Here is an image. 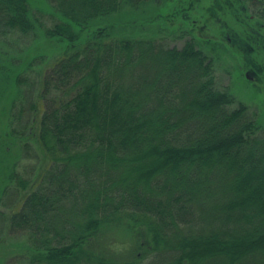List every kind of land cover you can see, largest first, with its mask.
Segmentation results:
<instances>
[{"label": "trees", "instance_id": "trees-1", "mask_svg": "<svg viewBox=\"0 0 264 264\" xmlns=\"http://www.w3.org/2000/svg\"><path fill=\"white\" fill-rule=\"evenodd\" d=\"M149 1L41 0L40 11L51 5L47 26L33 0H0V42L39 29L65 44L25 99L30 79L12 62L22 57L0 59V122L10 109L6 130L0 123V193L15 195L8 225L27 236L31 264H140L96 251L98 235L118 227L154 253L145 264H264V127L246 104L229 107L236 100L217 88L212 54L198 48L187 14L181 48L102 24ZM210 1L235 18L229 43L260 72L264 0ZM167 8L129 21L131 31L158 24ZM9 139L23 149L33 140L48 159L42 171H16ZM3 176L13 187L2 188Z\"/></svg>", "mask_w": 264, "mask_h": 264}, {"label": "rangeland", "instance_id": "rangeland-1", "mask_svg": "<svg viewBox=\"0 0 264 264\" xmlns=\"http://www.w3.org/2000/svg\"><path fill=\"white\" fill-rule=\"evenodd\" d=\"M33 2L32 9L35 15L43 19L47 26H50L53 21L52 16H49L51 11L50 3L48 2V4L45 5L48 7L46 8L47 10L42 12L40 11V7L44 6V4H42L41 0H33ZM195 2H197V0H151L147 4H141L139 7L134 8L127 4L122 9L125 13L122 15L121 13H114L107 17V19H104L102 24L104 26H109L111 23L115 24L113 26L115 33L122 36H159L167 46H177L181 48L184 44V38L179 37V31H183L187 23L186 28H189L188 30L192 29L190 35L196 38L198 48H202L206 52L212 54L217 88L227 89L234 96L236 102L229 107L235 108L239 102L246 104L251 113L252 111L255 113L254 116L257 117L260 125L264 127V50H258V48L254 50L253 58L258 61L256 64L260 65L258 66L260 72L258 71L257 73L256 70L253 72L252 67L248 66V61L244 58L243 52L234 44L229 43L230 39L236 37L234 29L238 31L234 28L238 25L235 18L228 17L226 21L224 14L218 10V7L215 6L217 3L214 1L201 0L200 5H196ZM165 5H168V8L165 12V18L164 16L162 17L164 21L159 19L158 24L152 26L145 25L144 31L141 29L131 31L130 26L132 24H130L129 21L134 20V23H137L138 20L149 21L154 17V14L159 13L158 11L163 9ZM184 7L190 11L186 10L188 13L183 12V10H185ZM184 14H187L188 21L186 23H184L182 19ZM210 14L211 18H208ZM161 21L164 23L161 24ZM227 22L228 24L230 23L231 27L228 26ZM90 25H92V28L87 31L88 33L96 30V20H93ZM10 36L11 35H9V37ZM11 39V46L0 42V59L9 60L15 56L22 57V63L12 62L16 63L18 67L13 68V70L17 68L16 73H20L22 78L24 75H27L30 79L28 84L21 85V88L26 91L23 96V99H25L26 94L30 92L31 78H41L44 68L50 65L65 51V44L44 39L42 30L39 29L28 37L22 36L20 32H15L14 37ZM204 41L207 43L201 44ZM261 47L264 48V45L262 44ZM247 72H250L255 79L258 77V80L255 82L248 81L246 78ZM38 86L39 85L34 83V88H38ZM31 97L26 100L27 102L25 105L23 103L24 106L29 107L31 102L29 100ZM36 97L37 95L35 98ZM21 100L22 98L18 102L20 103ZM20 106L19 104H17L16 107L13 106L12 112H14V108L17 111ZM6 111L7 114L5 118H1L2 121L0 122L3 130H6V127H8L10 109ZM30 112V114L25 115L23 120H25V118L28 120L31 115L33 117L35 111L31 109ZM2 136H0L2 139L6 137ZM29 145V147L23 149L20 144L18 146L10 139L7 143H4V148L11 151L13 154L12 164L19 173L29 170L39 173L48 162V159L45 160L40 148L33 140ZM9 169H12V167H9ZM29 173L26 175L29 176ZM2 180L4 182L2 188L7 184L8 186L5 188L13 187L12 184L8 183L5 176L2 177ZM10 191H12L11 188L2 196V192L0 193V264H31L32 252L28 251L26 247V242L28 241L27 236L10 233L11 231L7 219L11 213L13 201L15 199V195L10 193ZM25 192L26 191H21L20 195L23 196ZM121 228L122 227L114 229L109 228L100 233L97 237L98 239L96 238V243L99 244V246L96 247V251L102 253L109 259L121 263L126 261H138L140 264H145L154 253H144L143 249L140 251L138 239H136L135 236L132 237L131 233L125 230L122 231Z\"/></svg>", "mask_w": 264, "mask_h": 264}, {"label": "water", "instance_id": "water-1", "mask_svg": "<svg viewBox=\"0 0 264 264\" xmlns=\"http://www.w3.org/2000/svg\"><path fill=\"white\" fill-rule=\"evenodd\" d=\"M246 76H247L249 79H254L253 75H251L250 72H247V73H246Z\"/></svg>", "mask_w": 264, "mask_h": 264}]
</instances>
